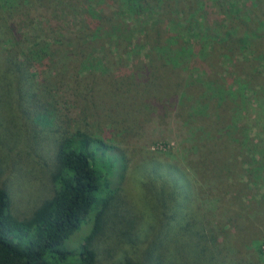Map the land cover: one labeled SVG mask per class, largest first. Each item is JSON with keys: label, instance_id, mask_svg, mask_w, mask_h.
Wrapping results in <instances>:
<instances>
[{"label": "rangeland", "instance_id": "obj_1", "mask_svg": "<svg viewBox=\"0 0 264 264\" xmlns=\"http://www.w3.org/2000/svg\"><path fill=\"white\" fill-rule=\"evenodd\" d=\"M90 1L19 2L22 10L15 23L21 47H41L45 39L56 38L52 14L60 13L58 19L66 14L83 15ZM143 20H124L120 38L113 37L103 48H97L95 42L75 51L67 71L54 78L61 64L53 60L66 49L65 45H55L57 49L52 48L54 54L50 61L44 60L47 65L41 73L42 78L48 77L46 83L50 84L54 111L59 116L57 135L69 134L84 117L97 136L115 144L124 156L125 168L115 177L116 198L108 209L104 232L95 241L94 264L125 259L147 264H264V163L258 167L252 166L257 160L251 161V154L261 145L259 138L264 137V93H251L252 83L246 82L243 98L234 94L240 109L234 116L236 121L232 120L233 127L238 138L246 140L245 135L249 136L243 146L232 139L215 138L200 146L202 153L196 157L201 141L197 125L205 126L210 119L192 108L182 111L176 104L175 93L183 81L172 68L167 67L173 73L163 67L152 69L148 75L144 72L146 46L131 60L138 47L132 50L128 40L143 31ZM219 51L211 53V61L207 54L205 64L209 72L226 76L231 63ZM51 67L57 69L50 74ZM248 69L243 63V70ZM204 78L200 83L206 86ZM254 82L259 83L258 72ZM202 91V87L197 88L193 96L198 98ZM0 123V185L9 190L12 213L26 216L54 191L55 149L41 137L35 140V133L42 135L41 128L21 118L17 110L4 109ZM213 158L220 165L218 171ZM163 165L178 166V176L166 172ZM177 178L185 186L171 194L170 183ZM174 214L178 220L172 218ZM183 219L182 223L190 221L203 233L199 244L209 263L199 260L203 255L197 253L196 241L179 230ZM167 227L170 232L165 235ZM84 229H79L77 240Z\"/></svg>", "mask_w": 264, "mask_h": 264}, {"label": "trees", "instance_id": "obj_2", "mask_svg": "<svg viewBox=\"0 0 264 264\" xmlns=\"http://www.w3.org/2000/svg\"><path fill=\"white\" fill-rule=\"evenodd\" d=\"M27 1L30 0H0V121L4 109L12 108L31 125L41 128L43 136L35 133V140L41 137L55 149L54 191L26 216L18 217L12 213L7 186L0 185V264H94L95 241L104 232L108 209L116 198L115 177L125 168L124 156L115 144L97 136L84 117L69 134L57 135L59 116L54 111L50 84L46 83L48 77H41L47 65L44 60H51L55 45L66 46L53 60L61 64V69L52 76L55 78L67 71L75 51L95 42L97 48H103L113 37L120 38L127 19L144 17L143 31L128 40L132 50L138 47L131 60L139 57V49L146 46L144 72L148 75L155 68L167 71L172 68L183 81L175 93L176 104L182 111L192 108L196 114L209 117L205 126L196 128L201 139L196 157L202 153L200 146L215 138L232 139L243 146L249 136L245 135L246 140L238 138L233 127L232 120L240 109L234 94L243 98L247 93L246 82L252 83L251 93H264V0H91L87 9L83 6V15L66 14L58 19L62 17L60 13L52 14L50 22L58 31L56 38L45 39L41 47L32 44L21 47L15 21L22 10L19 2ZM217 49L231 63L226 76L209 72L205 64L206 55L215 54ZM243 63L251 69L243 70ZM203 75L208 81L206 86L200 83ZM197 80L199 83H194ZM199 87L203 91L196 98L193 95ZM2 136L6 139L5 134ZM263 140L264 137L259 138V149L251 154V161L257 160V165L252 166L264 163ZM43 149L46 148L42 146ZM212 163L218 171L220 165L214 158ZM170 167L163 165L168 169L166 172L177 177L178 166ZM189 183L188 180L186 184ZM170 184L171 194L178 191L177 187L180 191L185 186L179 180ZM174 204L176 208V201ZM176 217L174 214L172 218L178 220ZM183 221L179 230L196 241L197 253L201 254L204 249L199 242L203 233L196 224ZM83 226L85 229L77 240ZM169 232L167 227L164 234ZM258 250L263 254L260 247ZM201 255L199 260L210 262L207 255ZM115 264L147 263L125 259Z\"/></svg>", "mask_w": 264, "mask_h": 264}]
</instances>
